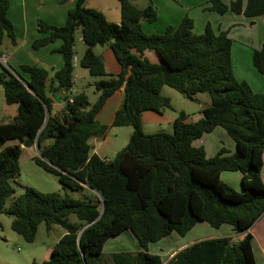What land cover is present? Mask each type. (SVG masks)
I'll use <instances>...</instances> for the list:
<instances>
[{"label": "trees", "instance_id": "trees-1", "mask_svg": "<svg viewBox=\"0 0 264 264\" xmlns=\"http://www.w3.org/2000/svg\"><path fill=\"white\" fill-rule=\"evenodd\" d=\"M85 1L75 0L62 25L37 21L40 35L32 41L33 49L60 40L56 50L63 64L51 76L39 64L0 70L4 101L17 104L12 120L0 122V213L11 217V228L27 242L34 240L41 222L46 227L60 224L65 230L49 258L31 264H101L106 240L125 230L140 249L113 252L114 264H162L159 254L148 251V244L173 231L184 236L198 220L215 228L230 224L236 232L249 229L264 213V93L254 92L235 77L233 41L227 32L206 23L204 31L196 34L192 19L184 16L162 33H145L142 22L157 17L152 4L139 8L129 0H118L121 18L114 22L100 10L86 7ZM208 1L219 14L227 10L247 17L264 14V0ZM8 7L9 0H0V44L8 38L15 45ZM77 27L86 46L79 65L93 76L107 75L94 81L99 95L89 108L85 91L71 92ZM97 44L112 50L121 66L118 74L105 72L101 56L93 51ZM146 51L155 52L158 60L152 61ZM251 60L264 77V42L253 50ZM165 85L191 100L206 93L210 104L191 122L180 112L171 133L144 132V111L171 107L170 99L160 93ZM121 87L123 100L110 126L130 125L133 130L112 159H103L92 151L90 139L105 135L108 125L95 116ZM57 92L64 104L53 113L50 96ZM215 126L235 141V152L223 154L221 148L206 157L202 146L192 144ZM13 139L17 142L3 146ZM35 145L44 158L34 156L35 163L55 174L62 186L87 190L88 200L27 187L4 206L14 192L10 179L19 172L23 147ZM223 170L241 173V190L221 180ZM70 214L76 216L75 222L69 221ZM167 264H255L251 234L238 242L231 237L196 241Z\"/></svg>", "mask_w": 264, "mask_h": 264}, {"label": "crops", "instance_id": "crops-1", "mask_svg": "<svg viewBox=\"0 0 264 264\" xmlns=\"http://www.w3.org/2000/svg\"><path fill=\"white\" fill-rule=\"evenodd\" d=\"M222 1L225 4H229L232 0ZM74 2L75 0H67L66 2H61L60 0H9L7 16L14 27L16 44L12 45L8 38L3 41L5 43L0 44V51L2 53L0 59L6 63L7 68L18 69L21 64H39L50 71L49 76H51L52 71L59 69L63 64L62 56L56 50L60 45V40H55L38 49H33L31 43L40 35L37 31V21L39 19L49 24L62 25L65 22L67 10L74 5ZM148 4L154 6L157 17L151 22H142L141 27L145 33H162L167 26H177L184 16H188L192 19V30L196 34L204 31L206 23H209L215 31H226L227 35L233 41L231 57L235 77L238 80L246 81L254 92L264 93V77L253 66L251 60L253 50L260 48L264 42V14L247 17L242 13H234L231 10L219 14L209 8L210 3L208 0H145L144 5L147 6ZM85 6L100 10L108 20L114 22L120 21L119 3L116 5L118 9L114 10H110L98 0H86ZM78 40L83 42L81 36L78 37ZM93 51L95 54L101 56L106 73L118 74L121 71V66L108 45L97 44L93 47ZM145 55L152 61L158 60L157 54L153 51H146ZM8 60L14 66H10L7 62ZM77 64H79V60L77 61L74 58L71 91L75 87L78 78L80 81L94 82L96 80V77L91 75L88 70L83 67L77 72L79 76H76V74L74 75ZM50 97L52 100V112L56 113L60 111L64 104L61 95L57 92ZM122 100L123 87L115 91L106 100L102 108L97 112L95 116L96 120L101 124L110 126L114 113L121 106ZM164 110L162 112H157V114H160L159 116L161 117L170 119L169 116L165 115ZM12 111V116H14L17 111V104H15ZM148 111L152 110L144 111L141 115L143 129L144 122L142 116ZM200 116L201 114L192 118L187 117L185 121L191 122L198 119ZM176 117L177 116L174 118L171 117V119H175ZM103 136L92 137L90 139L92 151L99 157L97 144L101 142ZM192 144L194 146H202L206 157L215 155L221 148L225 149L223 154H231L236 151L235 141L221 126H215L212 131L203 133L200 138L193 140ZM262 158L261 178L264 182V151ZM220 178L234 189H241V173L239 171L223 170L220 172ZM246 233L251 234V249L255 264H264V213L259 216L249 229L243 232L234 231L230 224L224 223L215 228L205 221L198 220L184 236H180L177 233V236H172L171 232L167 235L169 237L165 236L155 241L163 242L162 248L158 246L156 248L157 250L151 251L148 244V251L159 254L162 264H167L176 252L196 241L218 237H231L234 242H238ZM178 238L184 240L182 241V239ZM159 248L168 254L166 262L163 261ZM139 249L136 241V245L130 252H136ZM50 251L51 248L48 250V256L42 258V260L35 261L42 262L48 259Z\"/></svg>", "mask_w": 264, "mask_h": 264}, {"label": "rangeland", "instance_id": "rangeland-1", "mask_svg": "<svg viewBox=\"0 0 264 264\" xmlns=\"http://www.w3.org/2000/svg\"><path fill=\"white\" fill-rule=\"evenodd\" d=\"M98 1L102 2L110 10L118 9L116 6L119 3L118 0ZM129 1L139 8H144L146 6L144 5L145 0ZM88 4L90 5L89 2ZM80 36L81 28L77 27L74 34V58L77 61L80 60L86 48L85 44H83L81 40H78V37ZM6 39L7 38H4L3 41ZM3 41L2 43H5ZM7 62L10 66H14L9 60ZM2 66L7 67L6 63L0 59V70H2ZM80 69L81 66L77 64L74 75L76 74V76H79L77 72H79ZM106 77L107 75L105 77H96V80ZM80 91H85L88 95V108L94 103L99 95V91L96 90L93 81H80L78 78V81L71 92L76 93ZM160 93L170 99L171 107L164 110L165 115L169 116L170 119L161 117L159 116L160 114H157V112L154 111L145 112L142 116L144 122V132L153 133L166 131L171 133L173 132L174 120L171 119V117L174 118L183 111L187 117L192 118L201 114L202 109L210 104L209 96L206 93L197 94L196 98L191 100L167 85L162 86ZM13 107H15V103H5L2 86L0 85V122H8L12 120ZM132 130V126L130 125L108 126L105 135L101 138V142L97 144L100 157L112 159L115 153L127 144ZM15 142H17L16 139L7 140L3 143V146ZM35 147H23L19 157V172L10 179L14 192L7 197L4 206L8 207L14 197L24 192L27 187H32L42 192H58L61 195L68 194L70 197L75 199L88 200L89 194L87 190H72L68 187L62 186L55 174L50 173L37 165L33 159L34 155H38L37 145H35ZM68 219L71 222H75L77 220L74 214H70ZM10 223L11 217L5 213H0V264H31L33 260H42V258L48 256V250L56 244L59 237L65 231L60 224H52L49 227H46L45 223L41 222L37 226L34 240L27 242L11 228ZM171 235L177 236L174 232H172ZM183 240L184 239H182V241ZM162 243L163 242L149 243L150 250H157L156 248L158 246L162 248ZM135 245V238L129 231L126 230L116 236L108 238L103 246L100 260L101 264H114L111 259V254L113 252L122 250L131 251ZM159 251H161L160 254L163 261L166 262L168 254L165 251L163 252L162 249Z\"/></svg>", "mask_w": 264, "mask_h": 264}, {"label": "water", "instance_id": "water-1", "mask_svg": "<svg viewBox=\"0 0 264 264\" xmlns=\"http://www.w3.org/2000/svg\"><path fill=\"white\" fill-rule=\"evenodd\" d=\"M14 73V75H16L18 78H20L15 72H13ZM21 79V78H20ZM37 153H38V156L41 158V159H44L43 158V156L41 155V154H39V152H38V150H37ZM85 186H87V185H85ZM88 187V186H87ZM101 203H102V207H103V201H101ZM92 222H90V223H87L86 225H84V227L82 228V230L83 229H85L89 224H91Z\"/></svg>", "mask_w": 264, "mask_h": 264}]
</instances>
